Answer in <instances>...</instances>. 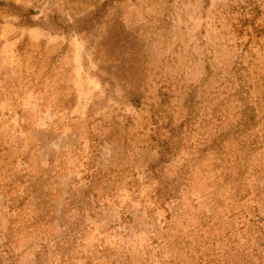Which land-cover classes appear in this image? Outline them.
Wrapping results in <instances>:
<instances>
[{
  "label": "rangeland",
  "instance_id": "1",
  "mask_svg": "<svg viewBox=\"0 0 264 264\" xmlns=\"http://www.w3.org/2000/svg\"><path fill=\"white\" fill-rule=\"evenodd\" d=\"M0 264H264V0H0Z\"/></svg>",
  "mask_w": 264,
  "mask_h": 264
},
{
  "label": "trees",
  "instance_id": "2",
  "mask_svg": "<svg viewBox=\"0 0 264 264\" xmlns=\"http://www.w3.org/2000/svg\"><path fill=\"white\" fill-rule=\"evenodd\" d=\"M247 13H249L251 15V18H253L254 15L256 13H258V4H255V3L252 4L251 8H249ZM24 17H25V15H24ZM96 17H97V12L95 11L89 17L82 18L81 20H78L76 22V24H77V26H76L77 28L76 29H80L81 26L84 27V25L85 26L86 25H91V22L93 20H95ZM24 19H26V20H23L21 22H23L25 24H31L32 23L31 20L27 19V16ZM245 19H247V18H245ZM187 120H188V118L185 119V121H187ZM243 120H244L243 121L244 124H246L247 123V118H243ZM165 124H167L166 127H165L166 128V130H165L166 134L165 135L167 136V138H166V140L165 139L162 140L161 141L162 143L159 144V153H160V156L162 158H164V157H166L168 155H172L173 152L175 151V148H176L175 147V145H176L175 142H176V140H179L178 136H180V134H179L180 133L179 124L181 126L183 125L180 122L178 123V125H170L171 123H169V119H168V121ZM114 127H116V125L112 124V125L109 126L110 131L108 133L101 132V134L93 136L94 140L89 146L90 154H94V152H95V150L97 148V144L99 142L107 140L108 135L110 134L111 130H114ZM174 137H175V139H173ZM103 177L104 176H100L99 171H96V169H91V168L87 167L85 169V172L83 173V176L81 177L82 181L80 182V184L79 185L76 184L77 180H74L73 186L75 185V188L73 190H75V189H79L80 190L81 189V191L83 190L84 192L90 193V197L91 198H95V200H98L97 197H95V196H93L91 194L94 193L95 189L98 187V185L100 184V181H101V179ZM105 183H106V179H104L103 182H102V188L104 187ZM71 190H72V188H71ZM71 194H72V191H71ZM89 202H91V201L89 200ZM96 202L97 201H95L94 206H95ZM91 207H93V205L89 206V208H91ZM168 263H169V261H168Z\"/></svg>",
  "mask_w": 264,
  "mask_h": 264
}]
</instances>
